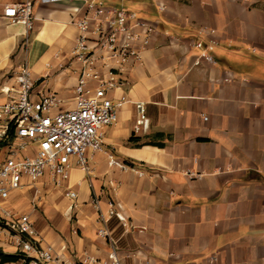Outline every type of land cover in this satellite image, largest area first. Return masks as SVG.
<instances>
[{
    "label": "crops",
    "instance_id": "obj_1",
    "mask_svg": "<svg viewBox=\"0 0 264 264\" xmlns=\"http://www.w3.org/2000/svg\"><path fill=\"white\" fill-rule=\"evenodd\" d=\"M13 1L0 0V105L15 96L12 75L26 65L63 100L53 112L72 108L80 65L70 50L83 4L36 3L25 32L2 16ZM122 4L155 31L123 86L109 93L125 104L104 129L89 176L72 159L62 187L44 178L11 192L4 206L28 215L35 240L65 264L103 260L112 248L121 264H264V0ZM197 41L215 43L212 62ZM137 102L148 127L134 133ZM6 133L0 121V148ZM106 152L144 175L109 166ZM109 201L119 216L107 219L101 238L97 218ZM0 249L18 253L12 238Z\"/></svg>",
    "mask_w": 264,
    "mask_h": 264
},
{
    "label": "built area",
    "instance_id": "obj_2",
    "mask_svg": "<svg viewBox=\"0 0 264 264\" xmlns=\"http://www.w3.org/2000/svg\"><path fill=\"white\" fill-rule=\"evenodd\" d=\"M126 0H14L3 10V18L12 25L24 26L25 32L32 29V11L36 3L83 4L80 18L73 23L78 31L70 50L71 62L80 65L75 85L74 106L61 108L63 100L46 90L45 78L34 80L30 69L23 65L13 77L15 96L0 105V121L12 130L4 136L8 146L6 159L0 163V226L12 231L11 235L20 259L25 263L30 258L34 264H65L51 247H41L35 240V230L28 215L18 214L6 208L3 202L13 191L34 185L46 178L54 188H60L69 177L71 160L86 177L91 166L89 160L102 152L104 129L117 121L118 110L124 100L114 102L109 93L123 86L121 76L141 61V53L147 49L154 27L135 12L123 6ZM162 10V8H160ZM206 30V29H205ZM214 42L197 41L194 47L200 56L212 62ZM136 118L133 132L147 129L145 105L134 104ZM35 144V150H26ZM108 165L121 171H131L143 176V171L116 159L106 152ZM189 178L198 177L188 172ZM65 195L77 199L75 191ZM98 208V200L93 201ZM119 216L112 201L108 202L106 214L99 212L97 234L107 238L106 221ZM35 256L31 258L30 256ZM30 262V263H31ZM82 264H121L115 249L103 260L86 256Z\"/></svg>",
    "mask_w": 264,
    "mask_h": 264
},
{
    "label": "trees",
    "instance_id": "obj_3",
    "mask_svg": "<svg viewBox=\"0 0 264 264\" xmlns=\"http://www.w3.org/2000/svg\"><path fill=\"white\" fill-rule=\"evenodd\" d=\"M11 135H12V130H11V128H9L7 131V136H11ZM3 143H4L3 145L7 144V142H3ZM22 258H23V256L20 253L6 254L0 249V262L1 263H14V262L19 261ZM30 262H31V259L26 258L24 264H29Z\"/></svg>",
    "mask_w": 264,
    "mask_h": 264
},
{
    "label": "rangeland",
    "instance_id": "obj_4",
    "mask_svg": "<svg viewBox=\"0 0 264 264\" xmlns=\"http://www.w3.org/2000/svg\"><path fill=\"white\" fill-rule=\"evenodd\" d=\"M129 4H132L131 2L128 1ZM138 15V13H137ZM139 16V15H138ZM140 18H142L141 16H139ZM143 19V18H142ZM3 142L0 148V163L3 162L6 159V153H7V149L8 146H3ZM3 146V147H2ZM13 232L10 230L8 231V229L5 230L4 226H0V241L2 242H6V241H10L11 240V235L13 236Z\"/></svg>",
    "mask_w": 264,
    "mask_h": 264
}]
</instances>
